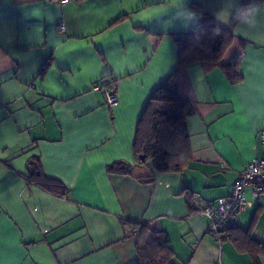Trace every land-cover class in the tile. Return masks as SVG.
Instances as JSON below:
<instances>
[{
    "label": "crops",
    "instance_id": "obj_1",
    "mask_svg": "<svg viewBox=\"0 0 264 264\" xmlns=\"http://www.w3.org/2000/svg\"><path fill=\"white\" fill-rule=\"evenodd\" d=\"M193 2L230 27L215 13L231 0ZM187 11L180 0H0V264H133L138 234L129 222L160 228L172 264H264V250L233 240L250 230L264 247V198L247 189L252 205L220 244L187 203L228 197L238 173L263 155L264 34L238 35L244 19L233 30L222 63L241 57L239 84L220 69L181 70L179 93L193 109L181 172L134 161L148 97L176 66L172 35L197 25ZM106 80L118 97L112 107L100 89ZM31 159L65 197L28 182ZM122 161L130 175L107 172Z\"/></svg>",
    "mask_w": 264,
    "mask_h": 264
},
{
    "label": "trees",
    "instance_id": "obj_2",
    "mask_svg": "<svg viewBox=\"0 0 264 264\" xmlns=\"http://www.w3.org/2000/svg\"><path fill=\"white\" fill-rule=\"evenodd\" d=\"M247 2L248 0H243L242 3ZM190 8L197 13V25L186 33L172 35L178 50L176 66L149 95L136 126L132 148L134 161L138 165H146L150 162L154 172L157 173L181 172L191 159L186 121L192 116L193 109L179 93L181 70L187 66L199 64L206 73L220 69L232 85L239 84L243 79L239 71L240 56L222 63L232 43L233 28L220 27L214 18L204 12L199 2H193ZM243 19L244 17L240 16L234 20V24L237 25ZM27 168L29 183L54 196L67 195L68 190L60 181L44 175L38 159H31ZM107 172L130 175L131 166L123 161L115 162L107 167ZM139 181L151 183L153 177L139 178ZM187 203L192 211L198 208L193 209L189 196ZM127 225L132 232L138 234L137 258L133 264H172L174 253L170 249L168 238L160 228L147 222H129ZM237 228L229 234L237 231ZM249 231L243 237L233 239L234 242L237 245L240 242L246 243L254 250L263 251L264 247H260L250 238Z\"/></svg>",
    "mask_w": 264,
    "mask_h": 264
},
{
    "label": "built area",
    "instance_id": "obj_3",
    "mask_svg": "<svg viewBox=\"0 0 264 264\" xmlns=\"http://www.w3.org/2000/svg\"><path fill=\"white\" fill-rule=\"evenodd\" d=\"M49 2L67 3L70 0H47ZM105 104L114 106L118 97L114 84L104 81L101 85ZM263 155L248 163L237 175L228 197L218 198L210 205L199 207L195 214L207 220L206 233L218 244L228 233L238 226V215L251 207L246 200L247 189L254 199L264 198V133H262Z\"/></svg>",
    "mask_w": 264,
    "mask_h": 264
},
{
    "label": "clouds",
    "instance_id": "obj_4",
    "mask_svg": "<svg viewBox=\"0 0 264 264\" xmlns=\"http://www.w3.org/2000/svg\"><path fill=\"white\" fill-rule=\"evenodd\" d=\"M180 2L184 8L188 9V16L196 17V11L187 6V0H180ZM233 13H236L235 17ZM215 16L220 24L230 26L233 30L236 28L234 20L243 16V23L246 27H241L239 31H236L238 35L264 34V0H248L247 3H242L241 0H231L230 7L226 8L223 4ZM182 26L188 27L187 24Z\"/></svg>",
    "mask_w": 264,
    "mask_h": 264
}]
</instances>
